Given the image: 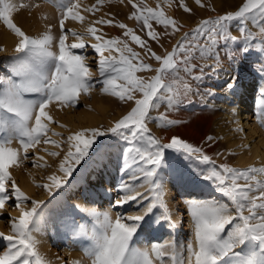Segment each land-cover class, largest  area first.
I'll return each mask as SVG.
<instances>
[{
	"label": "snow or ice",
	"instance_id": "6c2138e0",
	"mask_svg": "<svg viewBox=\"0 0 264 264\" xmlns=\"http://www.w3.org/2000/svg\"><path fill=\"white\" fill-rule=\"evenodd\" d=\"M103 0H97V4ZM197 4L200 0H196ZM132 3V0H129ZM26 5H21L24 7ZM60 11V34L55 37L51 28L40 37H30L10 18L16 5L8 0H0V20L11 30L19 42L15 51L20 54L15 58L11 76L0 79V127H6L9 121L15 122L17 135H10L0 140V217L9 201H14L11 207L19 209V216L9 215L10 234L0 232V239L7 242V250L0 254V264H48L38 252L33 233L40 231L41 225L47 220V204L44 200L32 199L20 189L9 172L10 167L19 166L23 159H28V152L41 141L51 143L62 151H51L48 154L59 159L58 171L49 175L50 183L38 185L48 192L49 196L59 190L73 177V173L92 159L94 153L103 158L105 149L96 141L106 135H116L124 140L127 147L123 152L124 167L122 171L130 172V182L121 181L115 189L118 198L112 208H123L131 205L137 209L130 214L117 213L113 220L110 210L98 213L89 212L96 218L99 231L93 230V246L86 250L92 259V264H221L225 257L238 256L235 249L245 246L248 242H255L264 253V166L260 168L237 169L228 164L216 166L215 160L205 154L204 149L194 146L179 136H172L168 142L162 143L154 136L149 123L155 120L161 126H172L182 121L167 118V111L178 109L185 102H191L189 93L192 92L191 81L202 83L211 69L214 75L222 67L221 54L231 60L237 51L232 45H239L238 51L247 52L258 41V50L264 55V0H243L238 10L219 15L214 19H205L190 32L183 36L165 55H158L149 46L148 40L159 42V34L153 27L163 25L165 32L171 27V34L180 31L175 19L166 17L163 11L154 10L146 5L141 8L132 4L136 11L129 19L140 23V32H145L148 39L142 38L132 28L124 23L116 26L123 29V37L129 38L142 50L138 52L129 46L128 39H105L97 34L98 29L87 27L86 32L80 33L66 28L65 21H79L84 17L79 14V0H57ZM181 7L186 12L191 9L181 0ZM96 8L86 9L92 12ZM251 20L258 29L256 35L246 26ZM233 22H240L239 35H233L230 27ZM96 24L111 25L112 20H97ZM95 39V43L86 45L85 37ZM73 42H68L69 38ZM58 52L52 50L53 44ZM90 47L93 62L97 63L101 79L92 82L93 73L90 66L84 63L86 53L82 50ZM81 50V51H76ZM108 55H105V53ZM33 57L39 59V64L33 62ZM200 58L211 63L197 65L193 60ZM154 59L160 66L156 69L148 62ZM52 61L49 67L48 62ZM154 76L145 78L137 76L138 72H152ZM258 71L264 76V63ZM183 72L184 76L180 73ZM171 81V83L169 82ZM182 82L183 91L173 92V84ZM95 84H102L101 91L117 97L121 102H133L134 107L107 129L90 128L74 132L64 141L50 140V129L44 123L51 122L52 117L46 111L48 105L58 102L67 107L79 104L81 92L87 93ZM233 83L227 87L231 89ZM35 94L38 98L28 99L26 96ZM206 95H214L210 90ZM264 97V90L261 92ZM164 103L166 112L158 117L151 115ZM208 141L213 138L209 136ZM18 140L23 156L19 149L10 145ZM63 145V147H62ZM166 150H174L186 159L197 160L211 165L203 178L209 180L216 191L226 197L232 207L220 201H186L191 215V226L194 229L195 244L187 245L188 256L182 254L183 245L174 240L164 244H154L151 249H140L133 245V238L137 233L143 218L154 208H165V219L171 227L176 224L171 220L163 203V184L158 176ZM47 151V149H45ZM219 155V153H217ZM38 159L43 160V157ZM34 166L43 167L33 161ZM143 175L149 185L148 195L135 190L134 182ZM141 187L144 186L142 183ZM149 201L144 204L143 201ZM30 205V206H29ZM85 211L82 206H77ZM102 217V219H101ZM231 225V228L227 226ZM64 226L74 230L73 222L65 221ZM82 227V226H81ZM227 228V232H226ZM226 232V234H225ZM154 254V256H153ZM167 257V259H165Z\"/></svg>",
	"mask_w": 264,
	"mask_h": 264
},
{
	"label": "rangeland",
	"instance_id": "374dc122",
	"mask_svg": "<svg viewBox=\"0 0 264 264\" xmlns=\"http://www.w3.org/2000/svg\"><path fill=\"white\" fill-rule=\"evenodd\" d=\"M183 2L191 9V12L184 11L181 7V0H132V3H129V0H103L100 4H97V0H79L80 7L78 11L85 19L83 21L84 29L76 31L84 33L86 32L87 27L92 26L97 28L99 30L97 34L102 35L105 39H128L129 46L133 47L134 50L141 52L142 50L139 46L135 45L129 38L123 37L124 30L120 29L116 25L118 23H124L129 28H132L138 35H141L142 38L148 39L146 36V30L143 33L140 32V23H138L135 19H129L131 13L136 11L132 4H137L141 8L146 5L154 10L163 11L166 17L175 19L177 26L180 28L179 32L171 34V27H169L168 32L166 33L163 25H157L154 21L152 22L155 31L159 34V42L149 39L148 43L153 51H155L158 55L163 56L166 54V51L172 50L173 46L177 44V41L185 32H190L195 29L202 20L214 19L219 15H224L227 12L238 10V7L242 4L243 0H200L199 4H197L196 0H183ZM93 5H96L98 10L94 9L92 12L86 11V9L92 8ZM39 6H41V4L38 2L28 4L27 7H21V5H18L15 9V13L20 11L22 16L18 17L14 14L11 15L10 18L14 19L15 24L30 37L36 38L42 36L45 34L44 30L46 28V30H48L49 27L51 28L52 35L58 37L60 34L59 20L61 15L59 8L50 18V22L45 25L42 18H35V14ZM101 19L112 20L113 23L111 25L94 23L95 21ZM70 23L71 20L67 23L65 21L66 28H72ZM245 26L252 31L254 35L258 33V29L253 26V22L251 20L246 21ZM240 27V22H233L230 27V31L233 35H239ZM7 31L11 30H9L3 24L2 20H0V33L5 34ZM14 37L16 39L13 42L18 44L19 37L16 35ZM89 37L90 36L85 37L86 45L96 42L94 38ZM258 41L259 37L257 36V40L253 41V44L257 46H254L247 52L243 53L238 51L239 45H232V48L235 49L237 53L231 60H229L227 56L222 53V67L216 70L214 75L212 74L211 69L206 68L205 72L207 75L202 83L197 84V82L191 81L193 84L192 92L189 93V99L191 102H185L183 105L179 106L178 109L171 110L172 116H169V114L166 113L168 119L182 122L169 127L161 126L163 122L158 124L155 120H153L149 123L151 133L160 139L162 143L168 142L169 139L175 135L193 144L194 146L203 148L205 154L212 158L214 157L213 160H215L217 167L219 164L221 165L226 163L233 168L250 169L248 163H241L239 161V158L245 151L246 146L242 143V137L244 136V133L248 132V130H244L245 126L241 128V123L231 124L230 119L226 117L224 111V109L229 107L227 106L229 101H220L219 99H221L225 93H228L231 97L236 96L237 86L250 76L259 77L264 80V76H262L258 71L259 66L264 63V55H261L258 50ZM68 42H73V38L70 37ZM52 50L58 52V47H56L55 43L53 44ZM82 51L86 53L84 63L90 66L93 73L92 82L94 83L96 80L101 79L99 77L97 63L93 62V54L90 47ZM19 55L20 54L16 53L15 49L7 48V50H5L0 44V79H4V77L8 79L11 76L16 62L15 58ZM105 55L108 54L105 53ZM33 62L38 65L39 59L33 57ZM148 62L152 65L153 69L160 66L154 59L149 60ZM52 63V61H49L48 66L50 67ZM192 63L197 65L195 74H199V65L204 63L210 64L211 61H205L198 57L193 60ZM155 74V71L136 73L137 76H144L145 78L154 76ZM180 75L184 76V73L181 72ZM169 82L171 83V81ZM229 82H232L234 85L231 89L227 87ZM1 85L2 84H0V87ZM101 88L102 84H95V86L87 93L81 92L79 96V104L76 107H67L59 104L58 102L50 103L56 113V118L52 120V124L49 128L50 131L48 132L50 140L64 141L68 135L83 129H107L113 126L117 120L126 115L131 108L134 107L133 102H121L117 97L112 96L111 94L103 93ZM174 90L182 92V82L177 81L174 83L173 92ZM209 90L213 92L214 95H206L205 93ZM28 96H33V98ZM28 96H26V98L36 99L35 94ZM165 108V104L161 103L160 108L152 111L151 115L153 117H158L160 115L159 113L166 112ZM177 115L179 118H177ZM252 118H254V116H252ZM68 120L72 121L71 125L66 124ZM8 123H10L9 128L13 126V134L16 133L15 122L9 121ZM242 123L244 124V122ZM209 136L213 138L211 142L207 139ZM96 144L100 145L102 149H105L104 155L109 150L124 152V149L127 147L125 141L116 135L102 136L96 141ZM215 145L218 146L215 147L212 152L211 147ZM45 149H47V151H45ZM51 151H62V149L55 148L51 143L45 144L42 140L40 144L35 146V148H31L29 150L28 159H23L19 166H12L9 169L12 178L16 181L20 189L28 196L32 199L44 200L46 204L51 203V206L46 208L47 220L46 223L41 225L43 229L48 230L47 224L49 219L53 218L54 215L59 212L64 213L65 216L68 217V221H71L76 225L74 230L65 228L63 231L64 233L62 234L61 231H59L61 225H55L53 228L55 232L52 236H50V238H48L46 245H37V250L45 258L48 264H92V259L86 254V250L93 246V230L95 229L96 231H99V227L96 222V218L88 213H103L110 210V216L114 220L118 212L127 215L137 211V209L131 205H125L123 208L111 207L115 199L118 198L119 194L115 189L121 183V180H123L121 177V179L119 177H114L111 182L104 186V189H101L103 192L100 191L97 193L98 201L89 203L88 198H85V194V199L81 202V205H89L90 208H92L91 211H81L78 207H72V200L75 197H79L83 191H96L97 189H100L98 185H96V181L99 178H102L100 172L106 167V163L102 158H100L99 153L91 154L92 159L88 160L86 164L74 172L73 177L69 178V182L63 188L59 190L53 189L55 194L52 197L49 196L48 192L38 185L50 183L47 180V177L53 173L58 176H62V173L58 171L59 159L57 157L50 156L48 153ZM217 153H219V155H217ZM20 154L23 156L22 149ZM39 157H43V160L38 159ZM218 159H221L219 160L220 162ZM34 160L37 164L43 165V167L34 166ZM100 160L102 161V164H98V161ZM90 164H95L96 168L92 173L87 175L86 179H82L81 175L86 171ZM210 167L211 165L200 163L197 160L186 159L182 154L175 152L174 150H166L162 165L158 170V176L162 179L163 190L165 186L164 178H171L178 175V177H187L188 180L194 183L196 187L194 189L198 188L199 191H202L204 187H207L206 185H209L208 183H211L209 180L203 178V175L208 172ZM138 175H140L141 178L134 182L135 190L139 188V185L144 183L143 175L139 173ZM258 178L264 179V177ZM125 179L126 178H124L123 181L130 182V178L128 180ZM30 182L31 189L27 190L24 185ZM211 185L212 187L210 191L217 192L212 183ZM148 187L149 185L147 184L140 189L139 192L148 195ZM218 195V201L222 200L226 202L229 207H232L231 202L226 197L220 193ZM63 198H68L69 202L64 205L61 204ZM147 202L149 201H143L144 204ZM13 203L14 201H9V203L6 204L3 216L0 217V232L5 233L6 235L10 234L11 231L8 221L9 215L12 217H18L20 214L19 209L11 207ZM175 203L174 210L170 211V213L175 216V213L182 212V214L185 215L181 219L182 226H178L173 218L172 221L176 224V226L164 228V226H162L165 222L163 216L160 219L161 221L156 219V221L159 220L160 223L158 221H154L155 224H158L151 226L152 223L154 224L152 220L154 218L153 216L157 215V210L154 208L140 223L132 242L135 247L148 249V247L154 244H164L167 241L174 240L178 244H182L184 246L182 254L184 257L186 256L185 249L190 242H194V232L192 235L193 229L187 220V213L182 207L180 195L176 196ZM227 227L231 228V226ZM172 228L175 233L173 237H170L169 234H167V230H171ZM250 243L252 244V248L257 251L258 249L256 248H259L258 245L255 242ZM241 248L235 249V252L239 253V255H241V251L239 252ZM5 250H7V242L0 239V254H2ZM239 255L237 257H242V255ZM234 257L236 256H229L225 258H228L229 260L233 258L235 261H230V264H236L235 262L237 261V257ZM261 257L264 258V253L262 252ZM165 259H167V257ZM248 259H250V257ZM155 264H159V262L156 261Z\"/></svg>",
	"mask_w": 264,
	"mask_h": 264
},
{
	"label": "bare ground",
	"instance_id": "6f19581e",
	"mask_svg": "<svg viewBox=\"0 0 264 264\" xmlns=\"http://www.w3.org/2000/svg\"><path fill=\"white\" fill-rule=\"evenodd\" d=\"M8 2L16 5V7L12 11V15L15 14L18 17L22 16V13L20 11L15 13V9L18 7V5H26V7H27L28 4H34L36 2L40 3L41 6H39V8H38L39 11L38 10L36 11L35 18H42V21L45 22V25H47L50 22V18L55 14V11L58 9L57 0H8ZM47 16H48V18H47ZM12 20L15 23V20L14 19H12ZM68 21L69 20H66V23ZM70 25L72 26L71 29H74L75 31L84 29V22L81 23L79 21H72L71 20ZM45 28H46V26H45ZM46 29L44 30V33H46L48 31ZM51 34H52V32H51ZM14 36H15V34L12 31H7V32H5V34L0 33V44L2 45L3 49L7 50V48H11V49L16 48L17 44L15 42H13L16 39ZM89 38H91V37H89ZM4 79H7V78L4 77ZM2 87H3V85H1L0 88H2ZM175 90H174V92H175ZM262 90H264V80L262 78H259V77H251L250 76L247 79L243 80V82L237 86L236 96L231 97L228 93H225L223 95V97L221 99H219L220 101H222V100H225L226 102L229 101V104L227 105L229 107L227 109H224V111H225L226 117L230 119L231 124H240L241 123V128H243L245 126L244 130H246V129L248 130V132L244 133V136L242 137V143L245 144L246 146H245V151L241 154V157L239 158V161L241 163H248L250 168H253V167L260 168V167L264 166V97L261 96ZM28 97H30V96H28ZM30 98H33V96ZM35 98H38V97L36 96ZM46 111L48 112V115L52 117V120L56 118V115H55L56 113L54 111V108L52 107V104L48 105ZM165 111H166V108H165ZM159 114H161V113H159ZM167 114H169V116H172L171 111H167ZM252 116H254V118H252ZM177 118H179V116ZM52 120H51V122H49L47 120L44 121V123H46L48 125V128H50V125L52 124ZM242 122H244V124ZM9 124L10 123H8L6 127H0V140L7 139L8 136H10V135H16L17 134V132L13 134V131H12L13 126H11L10 127L11 129H10ZM66 124L71 125L72 121L68 120L66 122ZM52 132H54V131H52ZM17 141L18 140H14L10 146L13 147L14 149H19L21 151L20 144ZM202 144H204V143H202ZM217 146L218 145L211 147V151L213 152V150ZM212 152H210V153L213 154ZM102 159L106 163V167L100 172V175L102 176V178H99L96 181V185H98V187L100 189H97L96 191H93V190L83 191L79 195V197H75L72 200V205H73L72 207L82 206L81 202L85 198H88L89 203H92L93 201H98V194L97 193L100 191L103 192V190H101V189L102 188L104 189V186H106V184L111 182L112 179H114V177H116V178L121 177L123 180H124V178H126L127 180L130 178V175H131L130 172L122 171V169L124 167L123 152H120L118 150H109L103 156ZM219 160H221V159H218V161ZM98 164H102V161L101 160L98 161ZM95 168H96L95 164H90L87 167L86 171L81 175V178L86 179L87 175L92 173ZM143 184H144V186L147 185V183L145 181ZM208 184L209 185H206L207 187H204V189L202 191H199L198 188L194 189V188H196L194 183L192 181L188 180L187 177H185V176L178 177V175H175L171 178H164V185L165 186H164V190H163V203L166 206L167 213L170 215L171 220H173V218H174L176 223L178 224V226L181 227L182 226L181 225V219L183 216H185L182 214V212L175 213L176 214L175 216L170 213V211L174 210V206L176 204L175 198L177 195H180V201H181L182 207H183L184 211L187 213L186 214V216L188 218L187 220L190 224H191V215H190V212L188 210L187 204L185 203L186 201H191V200L218 201L219 192L217 193V192L210 191L212 185H211V183H208ZM30 186H31V182L26 183L24 185V187L27 190L31 189ZM143 187H141L139 185V188H137L136 191H139ZM73 188H71V189H73ZM85 194H86V197H85ZM100 199H101V197H100ZM68 202H69L68 198H63L61 201V204L64 205ZM220 202L226 203L222 200H220ZM147 203H145V204H147ZM49 206H51V203L47 204V208ZM82 207L86 211L92 210V208H90L89 205L88 206L83 205ZM156 210H157L156 211L157 215L153 216L155 218V219L154 218L152 219L153 222L154 221L159 222V220L162 218V216L165 215V208L156 207ZM157 216H158V218H157ZM156 219H159V220L156 221ZM65 221H68V217L65 216V214L62 212L55 214L53 218L49 219L48 224H47L48 230H45L41 227L40 231L34 233L35 239L38 241L37 245L38 246L46 245L48 238H50V236H52V234L55 232L53 229L55 227V225L60 224L61 227H60L59 231H61V234L64 233L63 231L66 228L64 226ZM155 222H154V224L152 223L151 226H155L156 224H158V223L155 224ZM73 225L75 228L76 227L75 223H73ZM162 226H164V228L171 227L166 220L164 222V225H162ZM229 226H231V225H229ZM192 229H193V227H192ZM167 231H168L167 234H169L170 237H173V235L175 233L174 229L172 228L171 230H167ZM193 232H194V229L192 231V235H193ZM193 244H195V241L193 242ZM151 247L152 246L148 247V249L150 250ZM256 249H258V250L257 251L254 250L252 248V244L250 242H248L245 246H243L241 248V250H239V252L241 251L242 257L236 256L237 257L236 260L238 262L236 261L235 263L236 264H264V258L261 257L260 249L259 248H256ZM246 252H247V254H246ZM185 255H186L185 256V258H186L188 256L187 248L185 249ZM241 255H239V256H241ZM243 255H244V257H243ZM245 255H248L251 260L248 259L249 257L245 256ZM153 256H154V254H153ZM236 257H234V258H236ZM226 260L224 262L221 261L222 262L221 264H230L231 263L230 261H232V260H233V262L235 261L232 258L230 260L228 259L229 262L227 261L228 262L227 263Z\"/></svg>",
	"mask_w": 264,
	"mask_h": 264
}]
</instances>
